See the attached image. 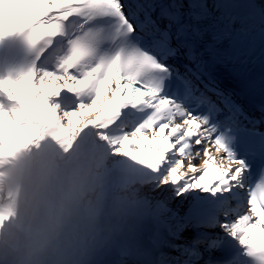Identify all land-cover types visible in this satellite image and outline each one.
Masks as SVG:
<instances>
[{
    "label": "snow or ice",
    "instance_id": "6c2138e0",
    "mask_svg": "<svg viewBox=\"0 0 264 264\" xmlns=\"http://www.w3.org/2000/svg\"><path fill=\"white\" fill-rule=\"evenodd\" d=\"M244 32L232 0H0V38L36 53L0 78V159L90 132L147 174L153 264H264V81L250 110V78L212 74Z\"/></svg>",
    "mask_w": 264,
    "mask_h": 264
},
{
    "label": "clouds",
    "instance_id": "9594fccd",
    "mask_svg": "<svg viewBox=\"0 0 264 264\" xmlns=\"http://www.w3.org/2000/svg\"><path fill=\"white\" fill-rule=\"evenodd\" d=\"M146 180L95 136L0 159V264H94L138 225Z\"/></svg>",
    "mask_w": 264,
    "mask_h": 264
},
{
    "label": "bare ground",
    "instance_id": "6f19581e",
    "mask_svg": "<svg viewBox=\"0 0 264 264\" xmlns=\"http://www.w3.org/2000/svg\"><path fill=\"white\" fill-rule=\"evenodd\" d=\"M256 1L260 2V0H232V10L235 14L240 16L239 8L243 7L245 8L246 12H248L249 3L251 2L254 3L257 8L255 15H258L260 9L264 7L258 5ZM262 3H264V0ZM23 38V35L20 34H11L0 38V78H7L11 76L10 70L15 65V50L18 46V42ZM92 137H94V135L89 132L83 134L80 139L86 141L88 139H91ZM133 233L138 234L137 239L133 237ZM141 235L149 236V233L142 226L137 225L126 237L117 241L111 249L99 254L94 260V264H144L134 262L130 257H128V255H130L132 252L138 253L139 251H142L144 248H146V246L149 247L148 250L150 257L154 259L152 255L151 242L147 239H143L140 241L139 237ZM139 243L142 246L141 250H139L138 248ZM130 260H132L133 262H131ZM153 262L151 264H153Z\"/></svg>",
    "mask_w": 264,
    "mask_h": 264
},
{
    "label": "rangeland",
    "instance_id": "374dc122",
    "mask_svg": "<svg viewBox=\"0 0 264 264\" xmlns=\"http://www.w3.org/2000/svg\"><path fill=\"white\" fill-rule=\"evenodd\" d=\"M263 2V0H260V2L259 1H256V3L258 4V5H260L261 7H264V3H262Z\"/></svg>",
    "mask_w": 264,
    "mask_h": 264
}]
</instances>
